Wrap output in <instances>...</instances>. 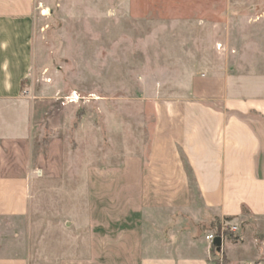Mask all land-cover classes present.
Wrapping results in <instances>:
<instances>
[{"label":"crops","instance_id":"0c3cea01","mask_svg":"<svg viewBox=\"0 0 264 264\" xmlns=\"http://www.w3.org/2000/svg\"><path fill=\"white\" fill-rule=\"evenodd\" d=\"M32 18L33 0H0V264H264L246 231L216 258L205 240L215 221H264V93L226 72L194 74L183 96L151 100L150 134H107L127 139L122 157L94 132L72 198L70 181L32 162L34 134L75 133L72 104L26 85ZM76 124L86 140V118ZM43 206L47 227L34 223Z\"/></svg>","mask_w":264,"mask_h":264},{"label":"rangeland","instance_id":"374dc122","mask_svg":"<svg viewBox=\"0 0 264 264\" xmlns=\"http://www.w3.org/2000/svg\"><path fill=\"white\" fill-rule=\"evenodd\" d=\"M32 22L26 85L37 91L52 87L61 102L78 98L66 103L75 107L70 129L75 133L34 134L32 162L44 169L35 172L43 179L48 174L55 182L70 181L72 198L84 189L78 166L85 147L94 159V132L122 157L127 139L107 134H150L151 100L183 96L194 74L226 72L264 93V0H33ZM80 118L91 133L86 140L78 138ZM52 211L43 206L38 217L43 219L34 223L51 225ZM226 221L213 222L207 231ZM234 225L237 232L223 241L244 242L246 231L249 241L264 243V221ZM212 255L217 257L213 250Z\"/></svg>","mask_w":264,"mask_h":264},{"label":"built area","instance_id":"2783aa9c","mask_svg":"<svg viewBox=\"0 0 264 264\" xmlns=\"http://www.w3.org/2000/svg\"><path fill=\"white\" fill-rule=\"evenodd\" d=\"M49 81H50V80H46L47 83H48ZM22 96L33 98V97L31 96V94H30L29 92L25 91V90L22 91ZM77 99H78V98H77V96H75V95L65 97V98L63 99L61 105H64V104H66L67 102H69V103H73V102H75ZM65 101H66V102H65ZM236 232H237V226L234 225V224H231V223H229V222L226 221V222H224L223 225H221V226L219 227V230H217V231H215V232H213V233H209L208 235H206V236H205V240H206L209 244L212 243V241H213V239H214L215 237H219V238L221 239V241H223V238H224L225 234H227V233L235 234ZM218 253H219V252H218Z\"/></svg>","mask_w":264,"mask_h":264},{"label":"water","instance_id":"95a60500","mask_svg":"<svg viewBox=\"0 0 264 264\" xmlns=\"http://www.w3.org/2000/svg\"><path fill=\"white\" fill-rule=\"evenodd\" d=\"M211 246L215 248L216 252H220L222 241L219 237H215L211 243Z\"/></svg>","mask_w":264,"mask_h":264},{"label":"trees","instance_id":"16d2710c","mask_svg":"<svg viewBox=\"0 0 264 264\" xmlns=\"http://www.w3.org/2000/svg\"><path fill=\"white\" fill-rule=\"evenodd\" d=\"M211 249H212L213 251H216V250H215V248H214V247H212V246H211Z\"/></svg>","mask_w":264,"mask_h":264},{"label":"bare ground","instance_id":"6f19581e","mask_svg":"<svg viewBox=\"0 0 264 264\" xmlns=\"http://www.w3.org/2000/svg\"><path fill=\"white\" fill-rule=\"evenodd\" d=\"M43 14H45V13L43 12Z\"/></svg>","mask_w":264,"mask_h":264}]
</instances>
